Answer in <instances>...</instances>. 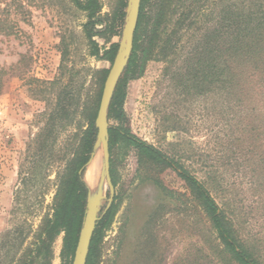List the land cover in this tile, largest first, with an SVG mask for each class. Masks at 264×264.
<instances>
[{
    "label": "rangeland",
    "instance_id": "374dc122",
    "mask_svg": "<svg viewBox=\"0 0 264 264\" xmlns=\"http://www.w3.org/2000/svg\"><path fill=\"white\" fill-rule=\"evenodd\" d=\"M101 1L102 22L95 30L104 28L118 3ZM5 7L1 2L0 17L13 31H0V264H17L19 242L24 236L23 247L32 241L42 218L52 212L59 150L70 143L71 151L77 142L81 106L76 113V102L96 95L97 71L110 64L91 53L84 31L87 15L71 1L19 0L2 13ZM194 31L169 60H151L142 76L129 80L124 109L133 133L180 158L220 205L227 202L242 236L264 256V95L252 90L257 79L221 88L206 76L211 69L203 67L199 88L185 87V56L205 28ZM94 38L103 49L120 36ZM71 66L80 101L70 100ZM61 97L70 117L58 119L56 140L49 139L41 151L36 137L59 109ZM97 157L94 184L108 196L101 146ZM111 158L117 212L105 231L99 264H233L220 252L211 221L175 171L142 167L136 150L123 142L114 146ZM23 177L30 178L26 185ZM22 187L24 212L16 210ZM8 230L11 234L4 236ZM63 243L61 234L52 246L51 264H63Z\"/></svg>",
    "mask_w": 264,
    "mask_h": 264
},
{
    "label": "trees",
    "instance_id": "16d2710c",
    "mask_svg": "<svg viewBox=\"0 0 264 264\" xmlns=\"http://www.w3.org/2000/svg\"><path fill=\"white\" fill-rule=\"evenodd\" d=\"M69 1L87 15L88 21L84 24V31L91 53L108 61L111 66L118 49V42H113L109 47L102 49L94 37L100 35L109 40L112 36H121L127 0H118L110 20L101 30H95L96 25L102 22L101 0ZM1 2L6 5L1 11L4 13L9 6L19 0H0ZM212 20L215 21L213 26L206 27ZM4 21L5 18L0 17V31L11 33V26L6 25ZM196 28L199 30L205 28V31L201 32V37L185 56V74L188 78L185 87L199 88L202 71L200 69L203 67L211 69L208 73L205 70L206 76L212 75V81H216L221 88L227 85L238 87L242 84V80L246 82L249 78L257 79L252 90L258 89L261 95H264V0H142L133 51L117 83L109 107V120L117 122V124L112 123L109 128L110 152L112 154L117 143L123 142L136 150L138 162L142 167L159 172L166 169L175 171L185 181L193 199L211 221L222 246L220 252L227 254L233 264H264V256L259 254V247L242 236L227 207V202L225 206L220 205L206 183L181 162L180 158L166 153L133 133L124 109L129 80L142 76L149 61L169 60L171 55L180 50L179 43L183 37H187L191 31L195 35ZM65 57L66 50L62 67H65ZM110 66L97 71L99 89L96 95L87 96L81 104L76 102V113L81 106V120L75 134L77 142L71 151L70 143L59 150L57 188L52 212L42 218L32 241L23 247L27 237L24 236L19 242L17 252L21 254L17 264H34L38 260L41 264H51L52 246L61 234L64 241L63 264H72L88 204L89 188L83 179V173L95 149L97 140L95 120ZM3 73L2 69L0 93ZM75 74V67L71 66L70 100L76 97V100L80 101V90L77 88ZM64 92L62 90L60 96ZM65 98H60L59 109L49 114L44 127L36 137L41 151L46 149L49 139L56 140L59 131L58 119L65 114L70 117L69 106L63 104ZM70 100L67 101L69 104ZM111 175L116 185L112 158ZM29 179L23 177L22 181L26 185ZM154 180L166 191L158 178ZM24 191L23 187L19 188L16 194V210L21 212L26 210L22 198ZM116 199L117 195L105 213L103 211L106 206L102 208L103 214L101 213L102 216L92 237L86 264L100 263L101 244L105 231L112 224L117 212ZM25 221L26 219L21 221L16 230L22 227ZM10 234L11 230H8L3 235ZM21 234L20 231L19 235Z\"/></svg>",
    "mask_w": 264,
    "mask_h": 264
},
{
    "label": "water",
    "instance_id": "95a60500",
    "mask_svg": "<svg viewBox=\"0 0 264 264\" xmlns=\"http://www.w3.org/2000/svg\"><path fill=\"white\" fill-rule=\"evenodd\" d=\"M141 3L142 0H127V6L125 9L126 16L122 28V33L118 41V49L114 61L109 68V73L103 86L98 113L95 120V125L97 128V140L95 143V149L83 173V179L85 180L89 188L88 204L72 264H86L92 237L94 235L97 223L100 220L102 214L105 213L113 203L116 194V188L111 175V152L109 134L111 123L108 114L115 88L125 67L129 62L133 51L134 37L139 20ZM99 146H101L103 152L104 177L109 193L108 196L103 194L98 183L96 194L91 196L90 185L85 179L87 167L93 156L97 153V149ZM104 199H106L107 202L106 204H104L106 208L102 213V201Z\"/></svg>",
    "mask_w": 264,
    "mask_h": 264
},
{
    "label": "bare ground",
    "instance_id": "6f19581e",
    "mask_svg": "<svg viewBox=\"0 0 264 264\" xmlns=\"http://www.w3.org/2000/svg\"><path fill=\"white\" fill-rule=\"evenodd\" d=\"M99 158L97 157V153L93 156L90 161L87 170H86V180L88 181L91 189V196L95 195L98 189L96 183L94 184V179L96 178V173L99 170ZM98 169V170H97Z\"/></svg>",
    "mask_w": 264,
    "mask_h": 264
}]
</instances>
